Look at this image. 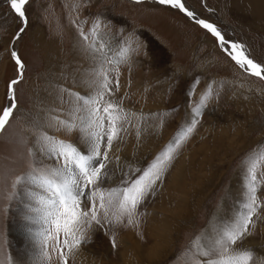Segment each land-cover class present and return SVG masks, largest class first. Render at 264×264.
Returning <instances> with one entry per match:
<instances>
[{
	"label": "rangeland",
	"instance_id": "1",
	"mask_svg": "<svg viewBox=\"0 0 264 264\" xmlns=\"http://www.w3.org/2000/svg\"><path fill=\"white\" fill-rule=\"evenodd\" d=\"M255 1L186 0V4L198 18L217 25L229 39L245 45L253 60L264 64V0L257 2L254 12L249 6ZM25 12V31L14 39L21 23L6 0H0V110L7 103V84L18 76L12 50L25 65L23 78L15 86L19 112L0 132V264H30L36 251L29 237V229L35 230L36 225L25 219L33 201L24 190L35 189L22 185L14 199L9 197L15 178L33 167L29 149L36 161L54 163L41 151V131L86 147L78 139L79 128L67 134L49 125L55 117L68 122L75 118L79 124L78 117L84 113L76 111L82 102L74 94L87 97L97 90L100 54L89 47L97 20L95 47L103 42L116 48L107 58L117 56L122 48L131 49L119 65V91L111 97L126 110L127 119L120 122L124 130L109 152L110 179L102 187L119 184V169L146 168L190 121L201 97L207 95V99L196 128L176 150L155 194L139 207L134 223L128 225L125 218L120 224H94L85 242L69 255L68 264H123L120 255L126 246L132 259L124 264H143L133 246L136 241L148 252L153 244L149 229L157 224L150 218L157 213L153 206L164 202L168 191L174 197L171 207L177 197L188 196L191 213L172 223V230L165 229L169 240L163 243V255L144 264H195L192 242L205 231L214 237L244 211L249 195L244 162L252 157L256 158V196L261 207L249 225L250 234L234 247L253 250L254 264H264V80L241 70L185 14L156 0H29ZM81 32L88 34V40ZM109 75L115 79V73ZM199 163L204 167L202 174L187 167ZM186 170L191 171L190 180L184 183ZM176 182L179 186L172 185ZM171 185L174 189H167ZM95 251L99 261L92 255ZM81 253L89 260L80 259ZM51 255V264H58L56 254Z\"/></svg>",
	"mask_w": 264,
	"mask_h": 264
},
{
	"label": "snow or ice",
	"instance_id": "2",
	"mask_svg": "<svg viewBox=\"0 0 264 264\" xmlns=\"http://www.w3.org/2000/svg\"><path fill=\"white\" fill-rule=\"evenodd\" d=\"M6 2L21 23L14 37L19 39L28 23L25 6L29 0ZM135 2L140 3L141 0ZM156 2L178 9L193 19L201 29L214 38L216 45L241 70L264 80V64L253 60L245 45L229 39L217 25L197 18L196 14L186 7V0ZM99 28L100 22L97 20L91 33L94 41L89 45L93 52L100 54L95 94L87 97L79 93L74 94L76 99L82 102L76 111L84 113L78 117L79 124L75 122V118L68 122L55 117L53 124L49 125L67 134L79 128L81 136L78 139L86 147L41 131L38 137V142L43 146L41 151L50 156L54 163L49 165L36 161L35 153L29 149V155L33 157V167L28 173L17 176L12 185L14 191L9 199L15 198L22 185H30L35 189H24L33 201L32 205L27 206L29 215L25 219L36 225L35 230L29 229L30 240L36 249L30 264H51V253L56 254L58 264H68L69 255L85 242L88 229L94 224L101 225L102 222L120 224L126 218L127 224L132 225L134 218L139 216V207L149 195L155 194L158 183L162 181L174 159L176 150L193 133L198 123L197 117L206 106L207 95L201 97L199 104L192 110L190 121L177 133L174 141L146 168L130 166L127 171L119 169L121 172L119 184L102 187L110 179L108 166L112 158L109 152L114 142L119 139V133L124 130L120 122L127 119L124 115L126 110L111 97L119 91V65L126 60L131 49L122 48L117 56L107 58L109 49L106 44L100 42L99 48L95 47L99 40ZM81 36L84 40L89 38L88 34L83 32ZM11 58L15 62L18 76L6 86L7 103L0 110V132L5 130L10 120L19 112L15 86L23 78L25 65L15 50L11 51ZM106 65L112 67L108 68ZM109 73H115L114 80ZM261 158H264V154ZM115 159L119 162V157ZM244 163L247 164L249 194L248 201L243 205L244 211L230 225L221 228L214 237H209L205 231L192 242L191 247L195 251L191 255L195 258V264H254L253 250L234 247L250 234L249 225L253 223V216L261 207L256 196V158H249ZM112 244L115 248V240Z\"/></svg>",
	"mask_w": 264,
	"mask_h": 264
},
{
	"label": "bare ground",
	"instance_id": "3",
	"mask_svg": "<svg viewBox=\"0 0 264 264\" xmlns=\"http://www.w3.org/2000/svg\"><path fill=\"white\" fill-rule=\"evenodd\" d=\"M253 1V0H252ZM259 1V0H258ZM258 1H255L253 4H251V6H249L250 8H252L253 10H254V12L255 11H257V8H258ZM246 2V1H245ZM186 7L189 9V10H191V11H193L187 4H186ZM194 12V11H193ZM195 14H196V12H194ZM196 17H197V14H196ZM198 18V17H197ZM190 20H192V21H194L193 19H190ZM105 40V39H104ZM108 41V40H107ZM110 45V44H109ZM108 47V46H107ZM109 49V51H108V53L111 55V53L110 52H112V55H114L115 54V50H116V48H108ZM181 163H179V165H178V170L179 171H182L181 170V165H180ZM201 163H199V165H200ZM206 164V163H205ZM203 166V165H202ZM201 165L200 166H195V165H187V167H190V169L192 168L195 172H197V173H201L202 174V168H204V167H202ZM205 166V165H204ZM191 173V171H189L188 170V172H187V170L184 172L185 173V178H184V180H183V182L184 183H186V180L188 179V180H190L189 179V175L188 174H190ZM181 175V174H180ZM175 176V175H174ZM184 176V175H183ZM195 176V175H194ZM192 177V176H191ZM207 177V176H206ZM193 178V177H192ZM201 178V177H200ZM199 178V179H200ZM197 179V178H196ZM175 180V179H174ZM187 180V181H188ZM201 182V181H200ZM171 184V183H170ZM172 185H174V186H179V182H176V184H173L172 183ZM172 185L169 187V188H167V189H174L173 187H172ZM182 186V185H181ZM178 190V189H177ZM188 192L189 191H187L186 193L188 194ZM181 193V192H180ZM185 193V194H186ZM196 194H197V192H196ZM164 195V194H163ZM162 195V196H163ZM167 196H166V198H164L165 197V195L163 196V198H164V202H163V200H161L162 202H160L159 204H157V205H155V206H153V208H155L154 210H157V213H154V214H152L153 216H150V218H152L151 219V221H153V218H154V220H156L157 221V224H152V226L150 227V234H151V236H150V239H152V241H153V244L149 247V250H148V252L146 253V251H145V253H144V249H143V247L140 245V244H137L136 243V241H135V244H134V250H135V253H137V255H140L141 256V261H142V259H143V261H142V263L144 264V262H148V261H150V260H153V259H155V258H157L158 256H160V254L161 255H163V253H162V251H163V243L164 242H166L167 240H169L168 238H167V235L164 233V231H165V229L167 228V227H171L170 229L172 230V223H174V224H176L175 222H177V220H180V218H183L184 217V215L185 214H189V207H187L190 203V199L188 198V196L187 197H182V199H180L179 200V198L180 197H177V199L175 200L176 201V204L174 203V207H171L170 206V204L173 202H171V200L174 198L173 196H171L170 195V193H169V191H168V193L166 194ZM183 195V194H182ZM161 196V197H162ZM175 196V195H174ZM177 196V195H176ZM179 200V202L177 203V201ZM189 201V202H188ZM237 205V204H236ZM241 205V204H240ZM239 205V206H240ZM238 206V205H237ZM191 209V208H190ZM153 210V209H152ZM152 211V212H155V211ZM159 213H162V216H160V214ZM191 213V212H190ZM186 216V215H185ZM156 218V219H155ZM171 219V220H170ZM169 229V230H170ZM167 231V230H166ZM168 233V232H167ZM171 233V232H170ZM101 234V233H100ZM133 235V234H132ZM132 235H130V238H132L133 236ZM127 237H129L128 235H127ZM168 237H169V235H168ZM135 237H133V239H134ZM103 239L105 240V238L103 237L102 238V243H105V241H103ZM167 239V240H166ZM106 245V244H105ZM131 245V244H130ZM129 250H130V247L129 246H126L122 251H121V259L123 260V264L125 263V260H131L132 259V257H130V252H129ZM99 251V250H98ZM96 252V251H95ZM94 252V253H95ZM88 253V252H87ZM94 253H92V255L94 256V258L97 260V259H99L100 257V255L98 256V255H96L98 252H96L95 254ZM134 253V252H133ZM132 253V254H133ZM135 255V254H134ZM78 257H80V259L81 258H84L85 260H89L87 257L88 256H85L84 254H80ZM86 257V258H85ZM136 257V256H135ZM161 257V256H160ZM91 259H93V257L91 258ZM102 259V258H101ZM134 259V258H133ZM94 260V259H93ZM97 261H99V260H97ZM92 263V262H91ZM100 263H101V260H100Z\"/></svg>",
	"mask_w": 264,
	"mask_h": 264
}]
</instances>
